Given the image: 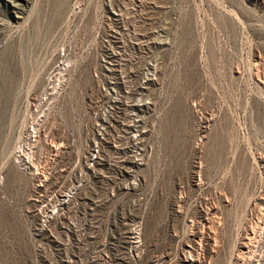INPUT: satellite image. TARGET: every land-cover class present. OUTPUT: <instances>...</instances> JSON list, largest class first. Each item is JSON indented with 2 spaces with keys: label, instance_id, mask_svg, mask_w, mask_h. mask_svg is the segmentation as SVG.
<instances>
[{
  "label": "rangeland",
  "instance_id": "1",
  "mask_svg": "<svg viewBox=\"0 0 264 264\" xmlns=\"http://www.w3.org/2000/svg\"><path fill=\"white\" fill-rule=\"evenodd\" d=\"M19 2L0 0V264H264V0ZM63 49L45 198L13 156ZM112 51L127 69H158L137 178L112 129L94 171L83 167ZM81 177L40 232L45 199Z\"/></svg>",
  "mask_w": 264,
  "mask_h": 264
},
{
  "label": "built area",
  "instance_id": "2",
  "mask_svg": "<svg viewBox=\"0 0 264 264\" xmlns=\"http://www.w3.org/2000/svg\"><path fill=\"white\" fill-rule=\"evenodd\" d=\"M130 44L133 45L132 41ZM133 47L136 48L134 45ZM136 49L141 51L139 48ZM108 58V61H103L104 77L102 80L98 79L97 83L101 98H98L96 102L92 101L95 104L100 103V105L98 109L93 108V111H91L96 120L94 122L95 137L88 143L83 167L87 173L94 171L96 165L99 164L101 149L105 146V130L112 129L117 132L120 139H127V145L121 148L125 154L133 155L135 160L130 161V164H128L129 170L126 172L128 176L137 178L139 170L145 165L144 156L148 152L147 139L149 136L143 141L137 137L135 124L138 122L139 116L133 113L130 105L136 102L138 89L149 77L154 79L152 91L158 81V69L157 65L152 63H148L147 66L139 69L134 67L127 69L113 51ZM70 67L63 49L57 63L46 78V84L40 93L38 103L34 105L29 113V123L26 127L23 142L16 148L13 156L18 167L32 176L40 197L47 198L44 193L47 194L51 180L56 174V170L51 172L49 165L51 164L53 167L57 163L56 159L58 161L60 144L54 137L55 128L53 126L49 127V121L58 99L67 90V72ZM93 73L95 78H99L98 69H94ZM149 101L151 106L147 112V122L139 129L147 130L150 128L152 132L153 123H151L150 118L153 115L155 104L151 94ZM118 113L123 115V120L116 119ZM19 147L22 148L21 152L18 151ZM115 147L119 148V145H115ZM17 156L21 157L20 160H17ZM139 163H142V165H139ZM82 180V177L78 182L72 180L70 184L59 187L50 194L51 196L48 199H45L46 204L42 214L40 232L47 230L58 209H64L79 193ZM138 227L139 225H136L130 232L135 246L140 244V229ZM134 231L137 233L132 235ZM133 236L139 237L134 239Z\"/></svg>",
  "mask_w": 264,
  "mask_h": 264
},
{
  "label": "bare ground",
  "instance_id": "3",
  "mask_svg": "<svg viewBox=\"0 0 264 264\" xmlns=\"http://www.w3.org/2000/svg\"><path fill=\"white\" fill-rule=\"evenodd\" d=\"M9 1L12 2L13 4L17 5L20 0H9ZM117 16H118V14H115V16H114L116 18V20H117ZM161 35H162V33H161ZM157 41H159V42L155 41V44L157 46H163L166 43L165 41H163V38L161 40H157ZM139 44H141V42ZM153 81H154V79L149 77L143 82V84L138 89V98H137L136 102L130 105V108L133 111V113L135 115L139 116V120L135 124V126L137 127V137L141 141L146 139V137L148 136V134L150 132V129L141 130L139 128L142 125L146 124V122H147V112L151 106V102L149 101V98H150V94H151L152 85L154 84ZM143 91H146V92H143ZM20 150L22 151V149H20ZM139 165H142V163H139ZM133 233H137V232H133ZM134 237H137V236H134Z\"/></svg>",
  "mask_w": 264,
  "mask_h": 264
}]
</instances>
